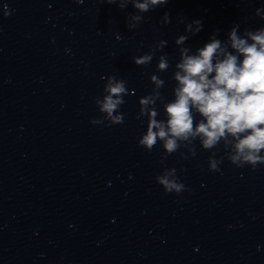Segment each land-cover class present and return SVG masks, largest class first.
<instances>
[{
  "label": "clouds",
  "instance_id": "9594fccd",
  "mask_svg": "<svg viewBox=\"0 0 264 264\" xmlns=\"http://www.w3.org/2000/svg\"><path fill=\"white\" fill-rule=\"evenodd\" d=\"M82 2V0H78ZM117 4L123 10L129 3L137 10L127 18L131 30L143 21V13L163 6L168 0H104ZM138 13V14H137ZM8 13H5L7 15ZM256 15L264 19V9H256ZM162 23H168L165 13ZM195 29L189 25L187 31L195 35L201 30L200 22L194 21ZM235 25L228 33V39L221 41L214 33L209 42L193 53L184 47L186 35L176 41L179 46V60L175 64L172 79L174 99L165 102L161 93L165 81L152 74L153 85L150 94L139 99L140 111L137 119L147 118L146 132L138 140V145L149 152L158 142L162 144L161 162L179 149L186 148L195 156L194 142L199 140L204 150L212 152L209 170L221 171L219 165L224 157L215 158L212 151L223 144L225 157L237 167L250 165L254 170L264 165V27L256 30L245 29L238 33ZM218 32V30H217ZM119 38V37H118ZM167 41L160 40L152 49L141 56L134 57L137 66L149 65L157 51H162ZM167 53L159 56L157 71L166 72L169 68ZM106 79L103 98L97 97L95 103L103 115L92 119V124L106 126L123 124L124 114L120 112L128 95L126 82L115 76ZM163 107L166 119H158L157 102ZM197 115L200 117L197 120ZM182 159L188 157L181 153ZM165 193L186 191L179 181L175 168H165L156 176Z\"/></svg>",
  "mask_w": 264,
  "mask_h": 264
}]
</instances>
